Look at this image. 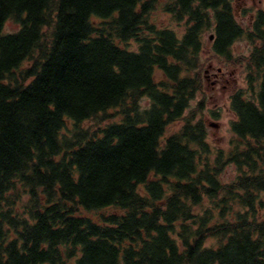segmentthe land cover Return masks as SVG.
<instances>
[{"label": "trees", "instance_id": "16d2710c", "mask_svg": "<svg viewBox=\"0 0 264 264\" xmlns=\"http://www.w3.org/2000/svg\"><path fill=\"white\" fill-rule=\"evenodd\" d=\"M161 1L0 0V264H264V9L244 28L230 0H164L175 30ZM208 29L227 62L253 45L216 155L190 107Z\"/></svg>", "mask_w": 264, "mask_h": 264}, {"label": "rangeland", "instance_id": "374dc122", "mask_svg": "<svg viewBox=\"0 0 264 264\" xmlns=\"http://www.w3.org/2000/svg\"><path fill=\"white\" fill-rule=\"evenodd\" d=\"M233 7L235 19L244 27H250L252 18L255 13L264 9V0H230ZM164 0L158 5V8L153 12L151 19L154 23L161 27H171L175 30L182 29L179 22L174 21L171 16L165 13L161 5ZM19 28V23L13 19L8 18L3 25L4 33L16 32ZM210 35L212 30L208 29L203 34L204 48L201 53V61L203 62V68L201 71L202 76V90L198 91L196 96L190 102V107L194 108L199 102H202L200 109H197L195 114V121H202L205 125L206 141L210 145L212 155H216L218 151H227L231 148L234 136L231 131V122L235 120V115L230 109L229 102L230 96L238 89H246V75L247 65L245 60H242L245 56H248L253 45L245 37H241L234 41L230 48V55L233 60L240 58V63L233 64L227 62L221 57L214 56L211 49ZM130 49L135 48V43L130 41L128 46ZM221 68L223 72V78L227 80H220L218 84L214 86L211 81L214 80L217 69ZM207 71V72H206ZM204 76V79H203ZM147 98L140 100V106L147 105ZM102 119L87 120L82 123V127L91 128L94 130L98 125L104 126L106 123L118 120L116 110H109L107 114H102ZM182 121H177L167 127L166 134L176 131L181 126ZM211 124H216L212 126ZM71 122H67V127L71 128ZM65 132V130H63ZM68 132V131H67ZM236 169L233 164L225 165L220 178L223 182H230L236 176ZM86 215L98 220L100 217L109 215L110 213H118L116 209L107 208L97 211H84ZM214 240L208 239L207 244H213Z\"/></svg>", "mask_w": 264, "mask_h": 264}, {"label": "flooded vegetation", "instance_id": "af4514ba", "mask_svg": "<svg viewBox=\"0 0 264 264\" xmlns=\"http://www.w3.org/2000/svg\"><path fill=\"white\" fill-rule=\"evenodd\" d=\"M217 73H215L214 80L211 81V84L214 86L215 84H218L220 80H227L223 78V72L221 68L217 69ZM207 72V71H206Z\"/></svg>", "mask_w": 264, "mask_h": 264}, {"label": "water", "instance_id": "95a60500", "mask_svg": "<svg viewBox=\"0 0 264 264\" xmlns=\"http://www.w3.org/2000/svg\"><path fill=\"white\" fill-rule=\"evenodd\" d=\"M210 39L212 38V35H210V37H209ZM212 126H216V124H211Z\"/></svg>", "mask_w": 264, "mask_h": 264}]
</instances>
